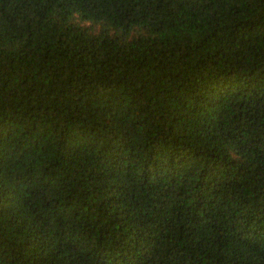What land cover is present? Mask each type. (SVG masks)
Segmentation results:
<instances>
[{"label": "trees", "instance_id": "1", "mask_svg": "<svg viewBox=\"0 0 264 264\" xmlns=\"http://www.w3.org/2000/svg\"><path fill=\"white\" fill-rule=\"evenodd\" d=\"M0 264H264V0H0Z\"/></svg>", "mask_w": 264, "mask_h": 264}]
</instances>
